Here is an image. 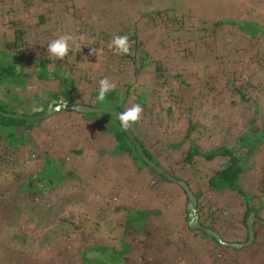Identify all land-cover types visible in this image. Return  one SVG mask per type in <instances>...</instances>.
<instances>
[{
    "label": "rangeland",
    "instance_id": "374dc122",
    "mask_svg": "<svg viewBox=\"0 0 264 264\" xmlns=\"http://www.w3.org/2000/svg\"><path fill=\"white\" fill-rule=\"evenodd\" d=\"M0 9L3 25L28 34L18 47L27 75L0 80V99L8 102V110L40 113L55 100L48 101L45 94L57 92L64 75L76 84L73 102L104 107L97 96L99 81L107 78L119 97L126 92L123 112L134 104L143 109L134 131L160 166L198 195L203 221L232 216L225 227L234 238L239 225L244 234L247 206L232 190L206 188L208 177L226 158L196 156L186 164L184 156L191 138L207 152L222 145L237 147L246 134L248 143L236 150L246 166L240 184L248 194L260 196L252 204L264 219V137L259 140L260 131L253 132L264 128V0H0ZM229 20L246 21V29L254 25L258 31L248 34L227 23L214 26ZM125 35L129 53L121 54L110 45L114 37ZM61 36L73 39L67 55L58 59L48 45ZM36 57L48 60L46 69L58 77L38 79L33 73ZM157 62L167 73L163 82L154 74ZM138 96H144L143 103ZM118 102L109 100L111 107ZM102 121L60 110L20 127L0 128V264H126L116 253V207L123 206L117 200L127 189L121 186L118 196L116 188L126 181L132 188L128 204L177 194L187 205L178 184L127 154L109 152L113 140L102 131ZM191 122L195 128L186 139ZM7 133L12 134L10 142L3 137ZM46 156L61 159L74 177L37 194H8L39 173ZM152 218L149 228L158 222ZM231 233L224 235L230 238ZM141 238L138 231L133 241Z\"/></svg>",
    "mask_w": 264,
    "mask_h": 264
},
{
    "label": "trees",
    "instance_id": "16d2710c",
    "mask_svg": "<svg viewBox=\"0 0 264 264\" xmlns=\"http://www.w3.org/2000/svg\"><path fill=\"white\" fill-rule=\"evenodd\" d=\"M144 15H149V12H144ZM233 25L236 28L243 30L247 32L248 34H256L258 31L257 27L247 28L245 27L246 21H217L214 23L215 27H220L224 24ZM17 28L15 29L16 32ZM20 30V29H19ZM17 36L12 41H8L4 44V50H0V80L6 81V80H17L20 77H24L27 75V72L24 70L23 67L26 65V60L23 58L24 53L20 55V51L18 50L19 46V40L22 37V34L20 32H16ZM146 55V54H144ZM37 58V57H36ZM130 58V56H129ZM48 60H44L43 58H37L35 61H33V73L37 76L40 80H50L53 78L58 77L57 73L49 72L46 69ZM154 74L155 77L160 82L165 81L167 77L166 71L163 70L161 63L157 62L154 64ZM8 92V90H7ZM77 92L76 84L74 83V80L64 75L62 78H60L59 85H58V91L57 92H47L45 95L48 99H55L60 100L63 99L65 101L67 100H73V93ZM126 93V92H125ZM122 94L120 97L117 94V89L113 88L111 91H109L106 94V99L103 101L105 104L104 107L111 108L114 110L119 111L122 113V107L123 102L126 99V94ZM240 100L245 101L244 94L241 93V90L237 91ZM8 93L6 94V96ZM109 100H119L117 105L114 107H111L109 104ZM138 101L140 103L144 102V96H138ZM88 106V105H87ZM96 106H100V104H97ZM45 109V107L43 108ZM0 110L8 113H14V111L8 110V102L5 99H0ZM42 111V110H41ZM40 112V111H39ZM82 116L92 118L99 120L101 118L102 125L101 129L102 131L107 134H111L113 143L109 149V152L117 154V153H124L127 154L129 157H131L134 161L140 162L144 164L146 167H148L151 171L154 172V170L149 167L137 154L136 148L132 141L126 136L125 132L121 128L119 122L117 119L112 116L105 113H80ZM31 123V121L23 120V119H16V118H10L4 115L0 114V128H6V127H20L25 124ZM104 123V124H103ZM106 123L108 125L106 126ZM195 128V125L191 122L189 124V127L187 129V132L185 134L186 139H190L191 132H193ZM133 136L138 140L139 144L142 147V150L144 153L154 162H156L159 166L160 164L156 159L153 157V154L146 148L144 141L141 137L138 136V134L134 131L133 127L129 128ZM254 131H260V137L259 140L264 137V128L263 129H253ZM5 140L7 139L9 142L12 140V134L7 133L5 136H3ZM11 137V140L9 138ZM249 137L248 135L244 134L242 135V139L239 142L238 146H230V145H222L218 148L212 149L207 152H201V150L193 143V139L191 138L189 141L188 148L186 150L185 156H184V162L186 164L193 163L194 157L196 156H202L207 160H212L215 156H223L226 158L224 164H222L218 169H216L207 179V190L215 193H222L225 190H232L236 193L237 196H239L247 206V211L245 213L248 214V212L254 210L256 215L258 216V209L254 207H248V205L252 202L254 199H259L260 196L253 194H248L241 186L240 180L242 178V175L245 173L246 166H245V159L241 158L236 154V150L239 149V147L245 143H248ZM256 143V141H255ZM73 153H80V150H71ZM161 176V175H160ZM73 174H71L67 168H65L63 162L61 159H56L55 157L46 156L44 161V166L40 170V172L28 176L25 182L22 184L16 186L14 190L10 189L8 194L13 195L15 193L27 191L31 194H37L38 189L42 191H46L48 189H53L57 186H59L61 183H63L65 180H68L70 178H73ZM162 177V176H161ZM163 178V177H162ZM33 179L36 180V185H33ZM186 182V181H185ZM187 183V182H186ZM188 184V183H187ZM181 188V187H180ZM182 189V188H181ZM184 192V190L182 189ZM185 193V192H184ZM194 193V192H193ZM196 198H198V195L194 193ZM261 204L264 202L260 201ZM199 208H197L199 212ZM148 213H152V211H145V210H132L127 211V219H126V227L131 226L135 231H139L144 227L145 224V215ZM244 221V220H243ZM204 226L214 228L206 223L205 221H200ZM200 231V230H199ZM202 234H204L202 231H200ZM207 238H210L214 243L218 244L216 240L212 237L207 236L204 234ZM99 246H94V249H96ZM100 249H105L104 247H99Z\"/></svg>",
    "mask_w": 264,
    "mask_h": 264
},
{
    "label": "crops",
    "instance_id": "0c3cea01",
    "mask_svg": "<svg viewBox=\"0 0 264 264\" xmlns=\"http://www.w3.org/2000/svg\"><path fill=\"white\" fill-rule=\"evenodd\" d=\"M1 7L6 10V6ZM0 10L2 11V9ZM9 26L12 25L10 23L3 25L0 19V44L12 41L16 37L15 27L8 29ZM26 36L22 34V37ZM7 37L10 38L5 40ZM0 50H4L2 45ZM117 179L116 182L120 180ZM121 186L127 188L124 190L126 193L123 197L118 194ZM131 189L127 181L116 188V194L119 196L118 205H123L116 207V253H120L122 262L124 260L127 261L126 264H213L217 260L222 261L224 264L264 262V228H258L262 224H253V240L250 244L240 248L210 243V238H207L199 230L190 229L188 212L186 215L187 205L182 195L176 194L173 198H165L164 200H157L154 197L151 199L146 198L141 200L138 206H135L128 204ZM121 199L123 202H121ZM134 203H137V201H134ZM248 207H254V204L251 202ZM132 210L152 211V213L145 215L144 227L139 230L142 237L141 242L138 239L133 241L134 234L138 231H135L131 226L126 227L127 211ZM158 212L160 215L157 214ZM213 215H216V212ZM152 216H156L158 222L149 228L152 221H154ZM204 216H207V214ZM212 217L207 218L208 224L214 225H212L214 230L222 240L230 243L246 242L248 237L247 226L243 234V228L239 225V220H237L239 233L234 238V234L227 231L228 229L225 227L230 225V221H233L232 216L224 217V219H218L217 216ZM199 220H204L200 213ZM225 231L231 233L230 238L225 237Z\"/></svg>",
    "mask_w": 264,
    "mask_h": 264
},
{
    "label": "water",
    "instance_id": "95a60500",
    "mask_svg": "<svg viewBox=\"0 0 264 264\" xmlns=\"http://www.w3.org/2000/svg\"><path fill=\"white\" fill-rule=\"evenodd\" d=\"M60 110H72V111L79 112V113H105V114L114 116L121 126V122L118 118L120 114L119 111L111 109V108H107V107H102V106H93V107L87 106L82 103H75L72 100H67V101H62V102H59L58 100H51L43 111L37 114H33V115H26V114H20V113H8L2 110H0V114L10 117V118L23 119V120L34 122V121L44 119L48 117L49 115H51L52 113L56 111H60ZM121 128L125 132L126 136L134 144L138 156L149 167H151L156 173L160 174L165 180L178 184L184 190L187 196L188 225L190 229L200 230L207 236L214 238L219 244H222L228 247L240 248L242 246H245L251 243V241L254 238L253 224L260 223L264 225V219L257 217L255 211L253 210L250 211L245 219V223L247 226V236H248L246 242L244 243L243 242L242 243L225 242L224 240H222L220 235L215 230L204 226L200 222L199 213L197 211V198L194 195V193L190 190L188 184L185 181L172 176L166 170H164L161 166H159L156 162L151 160L144 153L141 145L139 144L138 140H136V138L133 136L130 129L129 128L125 129L122 126Z\"/></svg>",
    "mask_w": 264,
    "mask_h": 264
},
{
    "label": "clouds",
    "instance_id": "9594fccd",
    "mask_svg": "<svg viewBox=\"0 0 264 264\" xmlns=\"http://www.w3.org/2000/svg\"><path fill=\"white\" fill-rule=\"evenodd\" d=\"M71 39H73L71 36H61L60 38L53 40L48 45L49 53L58 59H63L69 51L68 41ZM110 47H115V49L121 54H128L130 47L128 37L126 35L114 37ZM113 88H115L114 83H110L107 78L101 79L99 81L97 100L103 102L106 99V94ZM142 111L143 109L139 104H134L132 107L120 113L118 118L121 122V126L127 129L135 125L139 121Z\"/></svg>",
    "mask_w": 264,
    "mask_h": 264
},
{
    "label": "built area",
    "instance_id": "2783aa9c",
    "mask_svg": "<svg viewBox=\"0 0 264 264\" xmlns=\"http://www.w3.org/2000/svg\"><path fill=\"white\" fill-rule=\"evenodd\" d=\"M213 264H224V263L222 261L217 260Z\"/></svg>",
    "mask_w": 264,
    "mask_h": 264
}]
</instances>
